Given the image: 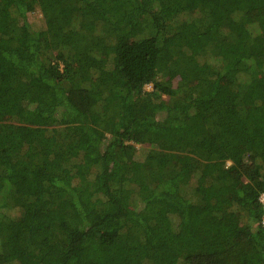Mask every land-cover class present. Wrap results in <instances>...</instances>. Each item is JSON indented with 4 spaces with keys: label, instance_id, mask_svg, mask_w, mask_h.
Masks as SVG:
<instances>
[{
    "label": "trees",
    "instance_id": "1",
    "mask_svg": "<svg viewBox=\"0 0 264 264\" xmlns=\"http://www.w3.org/2000/svg\"><path fill=\"white\" fill-rule=\"evenodd\" d=\"M263 219L264 0H0V264H264Z\"/></svg>",
    "mask_w": 264,
    "mask_h": 264
},
{
    "label": "rangeland",
    "instance_id": "2",
    "mask_svg": "<svg viewBox=\"0 0 264 264\" xmlns=\"http://www.w3.org/2000/svg\"><path fill=\"white\" fill-rule=\"evenodd\" d=\"M28 19L30 21V25L32 26V29H39L43 27V22L41 18V14L37 12L29 13L28 14ZM145 91L151 90V86H146Z\"/></svg>",
    "mask_w": 264,
    "mask_h": 264
},
{
    "label": "built area",
    "instance_id": "3",
    "mask_svg": "<svg viewBox=\"0 0 264 264\" xmlns=\"http://www.w3.org/2000/svg\"><path fill=\"white\" fill-rule=\"evenodd\" d=\"M263 224H264V219H263Z\"/></svg>",
    "mask_w": 264,
    "mask_h": 264
}]
</instances>
